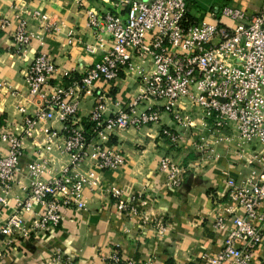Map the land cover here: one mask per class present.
<instances>
[{
  "label": "built area",
  "instance_id": "obj_1",
  "mask_svg": "<svg viewBox=\"0 0 264 264\" xmlns=\"http://www.w3.org/2000/svg\"><path fill=\"white\" fill-rule=\"evenodd\" d=\"M88 1L75 0L85 7L93 35L81 46L93 57L91 65L65 82L64 77L73 72L57 78L51 56L37 53L24 73L29 105L17 108L22 132L0 129V213L16 182L22 138H35L39 127L44 130L38 153L27 164L25 195L15 198V208L0 226V263L13 245L57 225L63 206L83 209L84 191L96 184V170H112L124 162L123 154L105 143L110 131L157 124L161 112H166L187 132L186 138L203 159L218 158L217 147L224 145L228 157L241 164L239 176L227 175L228 204L214 217L216 227L223 225L225 216L231 225L220 249L201 255L199 264H250L263 241L264 0L253 12L228 4L211 8V4L193 21L186 17L187 0H97V7L86 6ZM11 9L12 15L0 20V28L12 26L13 44L25 50L32 40L42 39L30 22L47 29L48 16L24 6ZM73 35L68 30V43L78 41ZM121 76L133 77L140 89L108 116H104V93L97 95L86 118L99 138L91 145V132L78 116L81 98L98 90L96 82L109 84ZM53 122L60 128H54ZM161 133L173 144L184 138V132L169 128ZM55 152L66 156L58 166L53 163ZM158 167L166 172L170 187L180 188L182 165L165 156ZM110 191L118 207H125L120 188ZM110 260L151 264L150 259H123L116 252ZM53 261L75 264L59 250L53 253Z\"/></svg>",
  "mask_w": 264,
  "mask_h": 264
},
{
  "label": "crops",
  "instance_id": "obj_2",
  "mask_svg": "<svg viewBox=\"0 0 264 264\" xmlns=\"http://www.w3.org/2000/svg\"><path fill=\"white\" fill-rule=\"evenodd\" d=\"M13 5L39 9L48 16L49 23L45 29L36 21L30 22L42 39L32 40L25 50L11 47L12 26L0 28V129L19 135L23 125L17 108L29 105L24 82L28 62L39 52L47 53L55 62L57 78L69 71L81 75L93 61L81 46L93 40V35L86 22L85 7L75 0H0V20L12 15ZM86 6L97 7L98 2L90 0ZM68 30H73L78 41L67 42ZM95 85L98 90L85 93L79 104L78 116L84 126L100 93L106 98L104 116H108L140 89L133 77L124 76L109 84L99 81ZM52 125L60 128L58 122ZM163 128L184 132L183 140L171 143L162 135ZM85 129L91 132L89 126ZM186 133L166 112H161L157 124L110 131L105 143L122 153L124 162L112 170H96V184L84 191L83 209L63 206L57 225L13 245L0 264H58L53 261L57 250L70 256L75 264H113V252L123 259H150L151 264H199L201 255L217 252L231 222L225 216L223 225L216 227L214 217L228 204L227 175L239 176L241 164L235 157H228L224 145L217 147L218 158L203 159ZM35 134V138H22L19 170L7 195L8 205L0 213V226L15 208V198L25 195L27 164L38 153L43 128H37ZM90 138L91 145L99 141L95 132L90 133ZM165 156L185 169L180 188L170 187L166 172L158 167ZM53 158L58 166L66 156L55 152ZM112 187L120 188L125 207H118ZM261 229L263 241L254 250L250 264H264V222Z\"/></svg>",
  "mask_w": 264,
  "mask_h": 264
},
{
  "label": "rangeland",
  "instance_id": "obj_3",
  "mask_svg": "<svg viewBox=\"0 0 264 264\" xmlns=\"http://www.w3.org/2000/svg\"><path fill=\"white\" fill-rule=\"evenodd\" d=\"M197 1L202 7H206L212 4L211 8H215L221 6L224 2H226V4L228 5H237L240 7L247 8L248 11L257 10L261 3V0H197ZM200 14L201 13H199V15ZM11 47L17 49L14 44Z\"/></svg>",
  "mask_w": 264,
  "mask_h": 264
},
{
  "label": "trees",
  "instance_id": "obj_4",
  "mask_svg": "<svg viewBox=\"0 0 264 264\" xmlns=\"http://www.w3.org/2000/svg\"><path fill=\"white\" fill-rule=\"evenodd\" d=\"M188 2V6H189V11L187 12V18L188 21H193V20H197L199 18H201L202 16V12L201 10H203V7L199 4L196 3L195 0H187ZM226 4V2H224L222 5ZM199 13H201L199 15ZM80 75H77L76 73H73L71 75V77H64V81L68 82L69 80L73 79V78H78ZM2 119L0 118V124H1ZM88 126H90V123L85 122V128H88Z\"/></svg>",
  "mask_w": 264,
  "mask_h": 264
}]
</instances>
